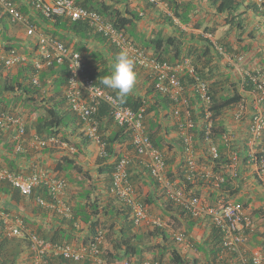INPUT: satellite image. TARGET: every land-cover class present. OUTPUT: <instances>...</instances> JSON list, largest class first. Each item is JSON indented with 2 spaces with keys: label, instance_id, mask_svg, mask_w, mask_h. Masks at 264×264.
Here are the masks:
<instances>
[{
  "label": "trees",
  "instance_id": "1",
  "mask_svg": "<svg viewBox=\"0 0 264 264\" xmlns=\"http://www.w3.org/2000/svg\"><path fill=\"white\" fill-rule=\"evenodd\" d=\"M13 1L16 2L17 0ZM74 1L84 7L96 10L107 20L113 22L118 29L125 32H128V28L135 21L142 18L139 13L130 9L127 1H121L120 6L108 3L106 0ZM168 1L172 7L176 4L173 0ZM207 1L211 4V6L216 7V11L227 14L225 20L231 29L236 27L238 30L244 32L245 23L242 18L244 12H239V9L245 0ZM145 2L153 5V3L148 0H145ZM249 2L250 3L247 5V8L253 10L257 15L264 17V0L262 2L250 0ZM29 5L30 7H33L32 3H29ZM181 6H183V4ZM178 8L179 5H177L174 10L175 13L180 16ZM21 12L25 15L28 14L25 7L23 9L21 8ZM35 13L38 14L39 19H42L43 23L51 21V18L40 14L38 11H35ZM4 15L7 18V22L10 23L9 17L6 14ZM182 15V18H188L187 16L183 17ZM38 17L30 15L29 18L32 23L39 25ZM60 19L62 18H58V20ZM64 26H66L68 30L73 33L74 40H72V42L74 43L77 38L82 41L89 38V35L96 34L85 21L72 22L66 20ZM52 33L55 35L57 34L56 32ZM96 35L102 37L104 41L108 43V40L104 36L98 34ZM130 35L132 36V33ZM184 36L185 33L181 31L180 36L170 35L164 37L159 35L156 38H152L151 44L154 50V55L161 60L169 61L175 60V58L182 59L184 58V55H189L196 65L197 74L201 78L206 79L210 85L214 116L217 118L221 117V115H223L227 110L236 107L242 100L238 86L233 91L231 89H227L226 83L228 80L226 78H218L217 69L216 71H214V69H210L207 72L205 68L208 66L207 63L210 59H207L206 57L202 59V51L200 50H197L196 55H194L195 51H192L191 48L185 46V43L181 38ZM58 37L61 40L66 41L63 37ZM76 44H78V47L73 46L80 50L83 54H86L88 49L85 45L82 46L80 42ZM225 45L226 46L223 48L226 52L231 51L234 47L233 45V47L227 44ZM12 48L19 49L18 44L7 45V50ZM90 52L91 55L88 57V63L91 68L90 72L92 77L96 79L100 86L112 92L116 96L115 91L103 86L100 83V80L111 71L112 65L109 62L110 59L101 51ZM5 70V62L0 63V93L4 95L13 94V98L12 100H6L7 104H5V107L3 108L7 112H13L15 108L12 107L14 108V110H12L10 105L12 102H25L26 105L31 106V110L33 112L37 111L38 113H41L32 121V123L26 125L25 128L27 134L30 131L35 130L37 136L47 138L50 136L56 137L58 140L71 144L75 151L74 153L71 152V155L66 154L61 155L60 158L55 157L48 168H41L48 170L49 173H52L57 178L63 179L67 183L66 196L64 200L68 206H71L72 210V216L66 217L64 215H60L61 213L55 210L53 211L35 203L37 205L34 207V212L36 214L48 215L49 213H53V216H57V219L61 224L60 227L62 228L61 230H55L54 232L47 234H44V230L42 228L36 229L41 237L50 239L54 242L70 243L73 240L70 234L74 235V233H77L76 231L82 230L78 229V227L81 223H84L88 229L84 243L87 244L93 241L94 236L100 230L105 231L107 240L112 242V248H107L102 253V256L107 261V264H123L126 258L131 259L132 257L143 259L145 258V254L147 252L154 251L156 247L160 250L152 255L153 260H159L166 264H202L200 256L205 252L207 253L206 262L208 264H221L223 262L243 264L242 259L239 258L238 255H226L221 258V250L223 248L222 233L215 226L211 225L210 233L206 238L200 239L195 236L193 233L194 227L198 224V221H201V219L194 218L187 209L168 199L164 189H162L156 179L153 178L149 169L139 158L132 157V162L128 167V181L131 182L137 192L136 200L141 201L148 207L150 205H157L161 206L163 209L166 208L167 210L164 213L165 215H161L163 221L161 226H136L132 219V208L118 200L112 193H110L112 174L116 163L121 158V148L126 149L129 152L133 151L132 130L128 129L126 126H119L115 124L110 107L107 104L100 106V109L97 114H95L94 119L98 123L99 133L102 140L106 143V152L108 154L107 156L98 157L95 168L96 176H92L90 171L84 169L80 160L81 156L85 155L87 146L92 143L90 137H88L84 131V121H79V119L71 111H64L63 107L65 101L63 100L57 101L53 104H51V100L54 97L38 100L36 96L40 93L41 88L33 85L32 79L29 77L30 72L33 71L31 65H28L27 67H24L23 65L16 67V71L18 72L15 71V76L12 75L14 74L13 72L7 73ZM59 72L62 75L60 84H65L68 69L64 68ZM185 80L190 79L187 77ZM235 85H237L235 81H233V83L231 82V87H235ZM247 88H252V85L247 86ZM0 98H4V96ZM196 101H198L197 98H195L193 102L196 103ZM123 104L125 106L132 107L135 111H139L142 107L145 108L146 132L154 144L164 151L166 156L165 160L169 167L168 176L173 181L177 182V185L186 183L192 190L196 187L197 190H194V192H196L194 195L200 196L201 194L203 195L204 192L209 203L214 205L219 202V199L227 201L230 198H235V196L240 193V189L236 188L234 182L237 180L242 182L243 172H248L252 166L251 164L253 162L251 161V155L249 153L250 148L246 143L243 145L241 142L232 145V147L234 146V150L239 158V166L236 170V176L232 175V170L227 169L230 168L229 163L231 162V158L227 153L228 148L222 142L223 134L226 130L224 129V124H222L219 119L216 120L212 133L213 140L218 144L219 148L217 157H213L210 154L208 148L209 144L205 141V122L198 124V127L194 129L196 132L195 151L199 154H203L202 156H198L197 159H194L195 163L198 165H207V167L211 168L216 174H221L225 178V181L220 182L216 187L213 183L215 178L208 180L205 177H201L200 174L195 173L194 179H188L187 170L189 169L190 161L185 159V156H183L184 146L181 139L176 142V144L180 145L178 150L171 151V149L174 148L171 143H169V146L165 148V145L168 144L165 138L172 130H174V127L167 125L169 115L165 114L164 111L171 109L173 101L166 94H163L159 90L155 89V85L150 77H148L147 89L144 94L132 91L125 98ZM260 104L262 108H264V99L261 100ZM41 109H44V111L41 112ZM163 121L166 122L165 125H162L161 122ZM71 123L73 124L72 128L68 127ZM175 128L177 127L175 126ZM77 134L78 141H74L75 138L73 139L72 136L75 137ZM19 139L20 138L18 137L17 132L14 130L13 140L11 143L9 142V145H7L8 151L12 152V154L16 153L15 145L18 143ZM21 140L22 139H20L19 142H21ZM23 142L24 140L22 143ZM59 145L60 144L55 142L40 148L28 147V150L30 149V153L33 152L32 154H36L38 158L43 159L44 156L51 155L55 153L56 150L58 151ZM118 145L120 147H118ZM262 145H264V139L262 141ZM25 154L27 153H23V155ZM36 161L32 164L33 172L41 170L40 164L42 161L40 163ZM136 161L140 163V166L142 164L143 170L140 169L139 165H135V163H137ZM0 167H7L13 171H17V167L9 160H7L6 165H0ZM74 173H82L83 180L80 183L81 193H75L70 189L69 182H73L75 180L73 176ZM146 177L152 178V181L154 182L152 185L154 191L142 196L139 193L141 188L140 181L144 182ZM76 182L78 183L79 180L77 179ZM86 182H88V184ZM101 182H103L102 187L100 185ZM1 188L6 197L11 196V202L13 203L9 204V201L5 198L4 201L7 204L1 210L7 213H12L15 205L18 207L17 205L20 203H27L28 205L32 202L31 199L35 202L34 196L38 194L44 196L47 200L50 199V195H48L46 189L42 187L36 190L34 196L23 195L19 189L13 187L10 183H4ZM262 195L264 196V192ZM78 196L79 199L83 201L82 203L85 204H75L76 202L74 199ZM247 198L250 197L246 196V199L243 198L238 201L246 206L249 203ZM252 215L254 218V224L252 230L249 231V243L251 245L260 246L264 251V207L255 208L252 211ZM146 228L148 229L146 235L138 236V238H136L137 233L139 232L138 230H144ZM177 233H182L184 235L185 239L189 242L188 248L192 250L190 251L193 255H185L178 248L175 237ZM145 236L148 239V243H144V241H147L145 240ZM153 239L155 242L152 241ZM30 246L31 244L27 238L17 239L11 238V236L9 237L8 231L6 230L0 216V264H22L21 259L24 256H26V261L32 264V252ZM48 260L49 264L53 262L52 258ZM60 261L61 263L73 262L65 259H60ZM83 263L89 264L88 261H84ZM244 264L253 263L248 257V260L245 261Z\"/></svg>",
  "mask_w": 264,
  "mask_h": 264
},
{
  "label": "built area",
  "instance_id": "2",
  "mask_svg": "<svg viewBox=\"0 0 264 264\" xmlns=\"http://www.w3.org/2000/svg\"><path fill=\"white\" fill-rule=\"evenodd\" d=\"M161 6L166 4L163 0H149ZM263 0H258L262 2ZM34 9L46 17H55L64 15L73 21H88L98 32L107 37L121 52H126L133 59L134 64L147 70L155 85V89L166 94L172 101L171 114L176 119L178 133L181 135L184 146V156L190 161L188 179H194V174H200L201 177L215 178L214 186L224 182L225 178L221 174H216L213 170L195 163L197 153L195 151L196 137L194 129L198 126L196 115L201 112L203 122H205V141L209 144V152L213 157L218 156V144L214 142L212 133L214 127V114L212 110L213 99L210 92L209 84L200 78L197 74L196 67L188 58L182 61L171 62L161 60L154 55L149 54L142 48L136 46L129 40L126 34L117 29L112 23L105 21L100 14L95 11L87 10L76 5L73 0H33ZM0 8L10 15V19L15 24H23L28 27L29 33H34L35 28L29 24L25 14L21 12L16 2L13 0H0ZM59 50L66 49L63 44L55 39L42 36V50L48 51L51 46ZM44 54H48L44 52ZM59 57V61L63 60ZM71 58L70 76L66 90V97L72 110L88 124L87 132L91 138L100 146V155L107 156L105 145L101 142L98 134V123L94 116L97 114L100 105L107 104L115 120L122 126L132 130L133 151H126L116 163L113 176L111 193L124 204L133 210L132 219L136 226L155 227L161 226L163 221L161 215L150 213L148 206L141 201H137V192L128 180V167L132 162L135 154L149 168L153 177L164 189L168 199L187 209L194 218L209 220L208 222L219 229L222 233L223 248L221 258L229 255H238L244 264L248 260L246 244L248 241L249 231L252 230L254 218L250 211L240 202L235 200L219 199L214 204L209 203L203 195H194L188 193L184 186L177 185L168 176V165L165 160V153L156 147L145 129V108L135 111L130 106L123 105L116 97L102 86L97 84L93 78L87 74L85 63L77 59L79 54ZM0 61L5 62L6 67L24 63L26 57L16 49L8 53H0ZM189 77L191 80H185ZM248 81L251 83L256 92L260 93L258 102L264 95V74L256 72L248 74ZM198 101L194 103V99ZM246 115L244 104L238 108L235 113L237 121L242 120ZM26 121L22 115L14 112L0 111V128L5 130H15L21 142L17 143V151L23 152L22 141L26 136ZM264 132V112L258 108L249 123V143L254 146L257 140ZM230 134H223V142L230 147ZM232 140V139H231ZM57 142L67 147L54 137H40L36 133L33 136L32 146L35 148L44 147L47 144ZM74 150L73 148H71ZM251 156L259 169L260 175L264 179V150L261 155L257 156L252 150ZM231 162L227 169L232 170V175L236 176V168L239 165L238 155L234 152L229 153ZM8 182L25 196H34L38 188H44L50 195L47 200L42 195H35V203L55 210L66 217L72 216L71 207L65 202L67 183L49 173L46 169H41L32 173H18L7 167H0V182ZM4 226L9 236L18 238H27L31 244L32 264H49L52 259H65L81 263L88 261L92 264H107L106 259L102 256L104 247L107 242L106 232L100 230L94 240L89 243L75 245L73 243L54 242L50 239L41 237L38 233L27 228L24 219L20 215H12L5 211L0 212ZM178 241H184L182 233L176 234ZM247 255V256H246ZM253 264H264V252L257 250L249 255ZM137 264H166L159 260L150 258L134 259ZM123 264H131L130 260H125ZM221 264H233L230 262Z\"/></svg>",
  "mask_w": 264,
  "mask_h": 264
},
{
  "label": "crops",
  "instance_id": "3",
  "mask_svg": "<svg viewBox=\"0 0 264 264\" xmlns=\"http://www.w3.org/2000/svg\"><path fill=\"white\" fill-rule=\"evenodd\" d=\"M108 3L115 4L117 6L121 5V1L124 2L125 0H106ZM250 0H245V2L242 4V6L239 9V12L243 13V22L245 23V30L240 31L238 28H230L229 24H227L225 18L227 14L220 13L216 11V7L211 6V4L207 0H183L182 4L183 6L179 5L178 11L180 13V19L181 22L178 24L179 19L176 18L175 22L170 17L168 18V15L159 7L150 5L145 2V0H133L129 3L130 9H133L134 12L139 13L142 18L135 21L129 28L128 33H132V37L135 39V41L143 48L147 49L148 52L154 53L151 39L156 38L159 35H162L164 37L170 36V35H177L180 36V32H184L185 36L181 37L182 40L185 43V46L188 48H191L194 52V55H196V51L200 50L202 51V59L206 57L207 59H210L207 63V67L205 70L208 72L210 69H214L218 73V78L227 79L226 88L231 89L232 91L237 88L239 89V93L242 95L243 100L245 101V104L247 106V112L245 116V120L238 122L235 121L233 118V111L228 110L225 112L221 117H219V121L224 124V129L228 132H230L235 139V143L238 142L245 143L249 146L251 151L253 150V146H250L249 143V123L251 121V118L253 116V113L255 112L256 108V100H255V94L252 92L251 89H243L241 81L248 73L253 72L257 69L262 70L264 72V17L261 15H257L253 10L247 8V5L250 3ZM20 8L26 9L28 12L27 17L30 20V15L34 17H38V14L35 13L34 9L30 7L29 3L30 0H17L16 1ZM185 5V6H184ZM181 7V8H180ZM183 14V15H182ZM181 15L187 16L188 18H182ZM167 18V19H166ZM39 25H36L38 31H45V32H56L58 36L63 37L67 42H69L71 45H74L75 47H78V42H80L88 49L86 51L85 57H89L91 55L90 51H101L107 56L110 60V64L112 65L114 62L115 57L118 55V52L111 46L110 43H107L104 41V39L100 36H97L96 34L89 35V38L86 40L80 41L78 38L75 39V43L72 42L74 40V35L71 33L66 26H64V23L66 19L62 18L60 20L57 19V21H48L43 23L42 19H39ZM0 26L2 27V30L0 32V49H2L0 52H3L5 49H7V45L9 44H18V47L21 51L27 53L28 55L33 53V49L35 47V40L36 37L28 36L27 35V27L23 25H12L11 23L7 22L6 16L1 12L0 10ZM131 29V30H130ZM71 41V42H70ZM232 46V50L225 52L224 48L226 45ZM208 46H209V52H208ZM246 47V49H245ZM237 48V49H236ZM90 50V51H89ZM183 57H189V55H184ZM191 58V57H190ZM192 59V58H191ZM181 60L178 58H175V60L171 61H177ZM193 60V59H192ZM199 65V64H198ZM134 70L136 72L137 80L135 84L134 91L140 92L141 94H144L145 89H147V83H148V74L145 73V71L139 68H135ZM16 69H14L12 72L16 75ZM55 75L54 77L52 76ZM41 77L44 78L46 81V88L42 90V94L52 96L55 93L57 94V98H59L62 91H64V87L60 86V81L62 80V76H59L58 72L54 73H47L43 72L41 73ZM235 81L237 85L235 87H231V82L233 83ZM240 81V82H238ZM144 87H143V86ZM59 86V87H58ZM144 90V91H143ZM8 97V98H7ZM13 94L10 95H4V98H0V111H4L5 104H7L6 100H12ZM12 110L14 112L21 113L26 121V125H29L32 123V121L35 119L36 115L38 116V112H33L31 110V106H28L25 104V102H19L14 101L11 104ZM9 105V106H10ZM8 108V107H7ZM264 110V108H262ZM72 122V120H71ZM168 125L170 127H174V130L165 138L168 142L167 145H165V148L169 146V143L173 144L174 148L171 149V151L178 150L180 145L176 144V142L179 139V134L177 131V128L174 126V119L170 118L167 120ZM162 125H165L166 122H161ZM72 123L70 126L72 128ZM13 132L14 130H5L0 128V165H6L7 160L11 161L13 165L17 167L18 173L23 174H29L32 173V164L33 162H41V168H48L50 164L53 162V159L55 157L60 158L61 155L69 154L71 155V152L59 145V150L55 151V153L51 155L44 156L43 159L38 158L36 154H32L29 152L28 147L34 148L32 146L33 143V136L35 134V130L30 131L25 136V140L23 142L24 152H17L15 154H12V152L8 151L9 142L13 140ZM72 138L78 141V134L72 136ZM263 141V139H262ZM175 143V144H174ZM237 146V145H236ZM98 150L99 147L92 143L86 148L85 155H82L80 160L83 164V167L85 170L90 171L92 176H96L95 174V168H96V161L98 158ZM249 151V153L251 152ZM124 152V149L122 153ZM20 153V154H19ZM23 153H27L23 155ZM22 154V155H21ZM137 162V161H136ZM142 162V161H141ZM143 163V162H142ZM140 163L137 162L135 165H139ZM252 165V164H251ZM140 169L143 170L142 164L139 165ZM145 169V168H144ZM74 181L69 182L70 189L78 193L80 192V183L83 180L82 173H74ZM79 180L77 183L76 180ZM86 181V180H85ZM88 184V182H86ZM101 182V187L103 186ZM153 181L151 177H146L143 181H140V190L139 193L142 196L147 195L148 193L154 191L153 190ZM4 185V183H0V208L3 209L7 203H5L6 200L9 201V204L11 202V196H7L3 193V190L1 186ZM234 185L236 188L240 189V193L235 196L234 200H240L247 197L249 203L246 205V208L252 211L255 208L264 207V196L262 195L264 192V189H261L259 184L257 183V173L255 166H251L250 170L248 172H243L242 174V182L237 180L234 182ZM69 189V191H70ZM195 190L196 187H195ZM81 193V192H80ZM70 195V194H68ZM261 195V197H260ZM203 196H206V194L203 192ZM31 203L27 205L20 203L13 209L12 215H20L27 226L28 229L36 232V229L42 228L44 230V234L52 233L55 230H61L60 227V221L57 219V216H53V213H49L48 215H38L34 212V207L37 206L35 202L31 199ZM76 202L75 204H85L82 203L79 199V196L74 199ZM13 204V203H12ZM151 206V207H150ZM151 213L153 215L159 214V215H165L164 213L167 211L166 208H162L161 206L157 205H150ZM11 207V206H10ZM53 212V211H52ZM27 220V221H26ZM120 220V219H119ZM262 220V219H261ZM121 221V220H120ZM197 224V223H196ZM211 224L208 221L201 220L198 221V224L195 225L193 233L195 236L198 237V233L200 234L201 238H206L211 230ZM77 233L70 234L73 240L70 243H73L75 245H79L84 243L86 239V235L88 233V229L84 223H81V225L78 227ZM139 232L137 233L136 238L138 236H144L146 235L148 229H139ZM108 233V230H107ZM9 235V234H8ZM10 237V236H9ZM11 238H17L18 237H11ZM144 243H148V239L145 236ZM152 241H155L154 239ZM250 235L248 236V241L246 244V251H247V257L251 255L253 251L260 250L264 252L260 246L258 245H251L250 243ZM252 242V241H251ZM113 244L110 242V240H107L106 245L104 247V250L107 248H112ZM178 248L185 254V255H193V253L190 251L191 249L186 248V246H189V244L180 245L177 244ZM260 247V248H259ZM160 249L156 247V249L152 252H147L145 256L153 255L154 253H157ZM201 254V253H200ZM207 253H203L200 256V259L202 261H207ZM136 257H132L131 259L126 258V260H130L131 264H137V261H133ZM136 259H139L138 257ZM141 259V258H140ZM22 264H30L26 261V256H24L22 259ZM125 261V260H124ZM124 263V262H123ZM51 264H87V263H67L62 262L60 259H53V262ZM89 264H92L89 262Z\"/></svg>",
  "mask_w": 264,
  "mask_h": 264
},
{
  "label": "clouds",
  "instance_id": "4",
  "mask_svg": "<svg viewBox=\"0 0 264 264\" xmlns=\"http://www.w3.org/2000/svg\"><path fill=\"white\" fill-rule=\"evenodd\" d=\"M32 1L33 0H30V3H32ZM125 1H127V2H132L133 0H125ZM149 1V0H148ZM173 1H175V5H174V7H172L171 6V4L169 3V1L168 0H163V2L166 4L165 6H161V5H158V4H156V3H153V2H151V3H153V6H156V7H159V8H161L167 15H168V17H170L171 19H173V21L175 22V19L176 18H178L179 19V22H177L178 24H180V23H182L181 22V19H180V17L175 13V10H174V8H176V6L177 5H181L182 4V2H183V0H173ZM258 1V0H257ZM15 2V1H14ZM73 2L76 4V5H78V6H81V7H83V8H85V9H87V10H90V11H95V12H97L96 10H93V9H89V8H87V7H84V6H82V5H80L79 3H76L74 0H73ZM150 2V1H149ZM16 4L18 5V7H19V9L21 10V8H20V6H19V4L16 2ZM152 5V4H151ZM32 9H34V6L32 7ZM0 10H1V12L3 13V14H6L8 17H9V19H10V15L8 14V13H6V12H4L1 8H0ZM35 10V9H34ZM36 11V10H35ZM40 13V12H39ZM98 14H100L99 12H97ZM41 14V13H40ZM43 15V14H42ZM101 15V14H100ZM102 16V15H101ZM26 17H27V15H26ZM49 18H51V20H53V21H57V19L58 18H64V19H66V20H69V21H72V22H76V21H73V20H71L69 17H67V16H64V15H60V16H55V17H49ZM102 18L105 20V21H108V22H110V23H112L114 26H115V24L113 23V22H111V21H109V20H107L105 17H103L102 16ZM27 19H28V17H27ZM28 21H29V24L31 25V26H33L34 28H35V31H34V33H29L28 32V27L27 26H25V25H23V24H19V25H23V26H25V27H27V35L28 36H33L34 35V37H36V40H35V47H34V49L32 50L33 51V53L32 54H30V55H28L27 53H25V52H23V51H21L20 49H16L18 52H20V53H22L25 57H26V61L24 62V63H20V64H17V65H14V66H12V67H10V68H8V67H6V65H5V71L8 73V72H12L14 69H16V67H18V66H20V65H23L24 67H27L28 65H31L32 66V69H33V71L32 72H30V78L32 79V83H33V85H35V86H38V87H40L41 88V90H40V93L38 94V96H36L37 98H38V100H41V99H49V98H51V97H54V98H52V100H51V104H53V103H55V102H57V101H60V100H63V101H65V103H64V107H63V109H64V111L66 110V111H71L73 114H75V116L79 119V121H84L80 116H78L73 110H72V108H71V106L69 105V103H68V101H67V97H66V90H67V86H68V79H69V76H70V70H71V68H70V63H71V58L72 57H74L75 58V54H79V58L77 57V59H80V60H82L84 63H85V65H86V68H87V74H89L90 75V77L91 78H93L92 77V75H91V72H90V70H91V68H90V66H89V63H88V57L86 56L85 57V54H83L80 50H78L77 48H75L73 45H71L69 42H67V41H63V40H61L57 35H55V34H53V33H51V32H45V31H38V29H37V27H36V25L34 24V23H32L29 19H28ZM77 21H85V20H77ZM85 22H87L88 23V25L93 29V31H94V33H96V34H98V35H101V36H104L103 34H101L100 32H98L93 26H91L90 24H89V22L88 21H85ZM10 23L12 24V25H16L15 23H13L12 21H11V19H10ZM116 27V26H115ZM117 28V27H116ZM118 29V28H117ZM1 30H2V27L0 26V32H1ZM120 30V29H119ZM121 31H123V30H121ZM125 34H126V36H127V38L129 39V40H131L136 46H138V47H140V48H142L143 50H145L146 52H148L147 51V49H145V48H143V47H141L136 41H135V39L128 33V32H125V31H123ZM42 36H48V37H51V38H53V39H55L56 41H58L59 43H61V44H63L64 45V47H65V49H66V52H65V54H64V50H59V49H57V47H54V45L51 47H49L48 48V51H43L42 50ZM105 37V36H104ZM107 40H108V43H110L111 44V46L119 53L116 57H115V59H114V62H113V64H112V68H111V71H110V73L108 74V75H105L101 80H100V83L103 85V86H105V87H107V88H109V89H111V90H113V91H115L116 92V96L112 93V92H110L111 94H113L115 97H116V99L117 100H119L122 104H123V102H124V100H125V98L132 92V91H134V89H135V84H136V80H137V76H136V72L134 71V67L135 68H139V69H142V68H140V67H138L137 65H135L134 64V61H133V59L132 58H130V56L128 55V53H126V52H121L114 44H112L111 42H110V40L107 38V37H105ZM12 49H14V48H12ZM12 49H10V50H12ZM10 50H7V49H5L3 52H0V53H8ZM225 51V50H224ZM44 52H47L48 54H44ZM226 52V51H225ZM149 54H151V55H154V53H150V52H148ZM63 54V56H62V58H63V60L60 62L59 61V57H61V55ZM155 56V55H154ZM158 58V57H157ZM186 58H188V59H190L191 61H192V59L190 58V57H184V58H182L181 60H177V61H182L183 59H186ZM3 61H0V63H2ZM172 62V61H171ZM173 62H176V61H173ZM192 63L195 65V63L192 61ZM195 67H196V65H195ZM64 68H67L68 69V73H67V75H66V82H65V84L63 83H61L60 84V86H63L64 87V91H62L61 92V94H60V96H59V98H57V94L55 93L54 95H52V96H49V95H44V94H42L41 92H42V90L43 89H45L46 88V81L44 80V78L43 77H41V73H43V72H47V73H50V75H51V73H54V72H58L59 73V76H62L61 74H60V72L59 71H62ZM11 70V71H10ZM145 71V73L146 74H148V77H150V79L152 80V78H151V76H150V73L147 71V70H145V69H142V71ZM197 71V70H196ZM256 72H261V73H263L264 74V72L262 71V70H259V69H257V70H255V71H253V72H250V74H253V73H256ZM249 74V73H248ZM248 74L246 75V76H244V78L242 79V81H241V84H242V88L243 89H245V90H247V89H251L252 90V92L256 95L255 96V100H256V108H255V112H256V110L258 109V108H260L263 112H264V110L262 109V106H261V100L262 99H264V95H263V98L260 100V102H258V97L260 98V93L259 92H256L255 91V88H254V86L251 84V83H249V81H248ZM52 76L54 77L55 75H53L52 74ZM188 77V76H187ZM201 78V77H200ZM94 80H95V82L97 83V81H96V79L95 78H93ZM201 79H203L204 81H206L207 83H208V81L206 80V79H204V78H201ZM153 81V80H152ZM98 84V83H97ZM209 84V83H208ZM249 85H252V88H247V86H249ZM143 86V85H142ZM144 87V86H143ZM209 87H210V85H209ZM105 89V88H104ZM144 90L146 91V89H145V87H144ZM143 90V91H144ZM108 91V90H107ZM140 93V92H139ZM242 96V95H241ZM242 103L244 104V109H246V112H247V106H246V104H245V101L243 100V97H242V100L237 104V106L236 107H234V108H232V109H230V110H232L233 111V118H234V120L235 121H237L236 119H235V113H236V111L238 110V108L242 105ZM102 105H104V104H102ZM124 105V104H123ZM101 106V105H100ZM213 107V106H212ZM132 108V107H131ZM99 109H100V107H99ZM111 110V109H110ZM171 110V109H170ZM170 110H166V111H164V113L165 114H168L169 115V118L168 119H170V118H173L174 119V126H176L177 127V125H176V119L173 117V115L171 114V111ZM213 110V109H212ZM4 111H6V110H4ZM41 112H43L44 111V109H41L40 110ZM99 111V110H98ZM228 111V110H227ZM226 111V112H227ZM10 112H12V111H10ZM14 112V111H13ZM254 112V113H255ZM14 113H16V112H14ZM17 113H19V112H17ZM254 113H253V115H254ZM41 113L39 112L38 113V116L40 115ZM112 114V113H111ZM213 114H214V111H213ZM37 115H36V117L35 118H37L38 117ZM246 116V115H245ZM112 117H113V119H114V122H115V124L116 125H119V126H122V125H120L116 120H115V118H114V116H113V114H112ZM214 118V127H215V122H216V120H218L219 119V117L217 118V117H213ZM196 119L198 120L197 121V123L198 124H200V123H202L203 122V118L201 117V112H199L197 115H196ZM245 120V117L242 119V120H240V121H238V122H241V121H244ZM96 121V120H95ZM145 121H146V118H145ZM84 123H85V125H84V131H85V133L87 134V136L88 137H90V139H91V141H92V143H94V144H96L98 147H99V150H98V157L99 156H101L100 155V151H101V149H100V146L98 145V143H96L92 138H91V136L88 134V132H87V128H88V124H86V122L84 121ZM96 123H97V121H96ZM145 124V123H144ZM167 125H168V122H167ZM198 127V126H197ZM196 127V128H197ZM173 131V130H172ZM171 131V132H172ZM177 131H178V127H177ZM195 132V131H194ZM226 132H228V131H226ZM229 134H230V137H231V139H230V147H228L227 145H226V142H223V140H222V142L224 143V145L228 148V150H227V153H228V155H229V153H230V150H231V152H234V153H236L235 152V150H234V146L232 147V145H234L235 144V139H234V136L230 133V132H228ZM98 134L100 135V133H99V128H98ZM179 134V133H178ZM195 134H196V132H195ZM50 137H53V136H50ZM195 137H196V135H195ZM54 138H56V137H54ZM58 139V138H57ZM100 139H101V142L105 145V151H106V143L102 140V138H101V135H100ZM179 139H181L182 140V138H181V135L179 134ZM262 139H264V132H263V134L260 136V138L257 140V142L254 144V148H253V151L255 152V154L257 155V156H259V155H261L262 154V152H263V150H264V145H262ZM152 140V139H151ZM59 141H61V140H59ZM62 143H66L67 144V147H65L64 145H60V146H63V147H65V148H67L70 152H75L74 150H72L71 148H73L74 149V147L71 145V144H68L67 142H65V141H61ZM182 143H183V140L181 141ZM91 143V144H92ZM154 143V142H153ZM90 145V144H89ZM155 145V144H154ZM16 147H17V144L15 145ZM156 146V145H155ZM15 147V150L17 149ZM88 147V146H87ZM118 147H120L119 145H118ZM157 147V146H156ZM159 148V147H158ZM161 149V148H160ZM121 150L123 151V149L121 148ZM126 149H124V152L122 153V151H121V155H123L126 151H125ZM162 150V149H161ZM17 151V150H16ZM250 151H251V149H250ZM18 152V151H17ZM22 152V151H21ZM164 152V151H163ZM259 153V154H258ZM203 154L201 153V154H199V153H197V158H198V156H202ZM250 155H251V153H250ZM183 156H184V153H183ZM133 157H137V158H139L140 160H141V158L140 157H138V156H136L135 154L133 155ZM98 159V158H97ZM186 159V158H185ZM142 161V160H141ZM251 161L253 162L252 163V165L253 166H255V169H256V173H257V183L259 184V186L261 187V189H264V179H263V177L260 175V172H259V169H257V166H256V163L254 162V159L252 158V156H251ZM143 162V161H142ZM143 164L146 166V164L143 162ZM200 166H204V167H206V168H208V169H211V168H209V167H207V165H204V164H202V165H200ZM239 166V165H238ZM147 167V166H146ZM148 168V167H147ZM9 169V168H8ZM149 169V168H148ZM236 169H238V167L236 168ZM11 170V169H10ZM212 170V169H211ZM150 171V170H149ZM17 172V171H16ZM187 172H189V169L187 170ZM150 174H151V172H150ZM152 175V174H151ZM153 176V175H152ZM154 178V177H153ZM210 179V178H209ZM190 180V179H189ZM157 181V180H156ZM0 183H8V182H0ZM111 186H112V183H111ZM180 186H184V188H185V190L188 192V193H190V194H196V192H194V190H192V189H190L188 186H187V184L186 183H184V184H181ZM110 193H111V187H110ZM202 195V194H201ZM229 200H234V198L233 199H229ZM235 201H237V200H235ZM237 202H239V201H237ZM243 204V203H242ZM245 206V205H244ZM71 207V206H70ZM246 207V206H245ZM149 208V207H148ZM248 209V208H247ZM151 209L149 208V211H150ZM250 211V210H249ZM0 212H2V210H1V208H0ZM150 213H151V211H150ZM251 213V212H250ZM252 214V213H251ZM60 215H62V214H60ZM253 216V215H252ZM175 237H176V235H175ZM189 242L185 239L184 241H178L177 239H176V244H180V245H184V244H188ZM186 248H188V246H186ZM145 258H150V259H153V256H145ZM144 259V258H143ZM139 260V259H138ZM202 264H208L206 261H202Z\"/></svg>",
  "mask_w": 264,
  "mask_h": 264
},
{
  "label": "rangeland",
  "instance_id": "5",
  "mask_svg": "<svg viewBox=\"0 0 264 264\" xmlns=\"http://www.w3.org/2000/svg\"><path fill=\"white\" fill-rule=\"evenodd\" d=\"M131 30V29H130ZM2 49H0V51H1ZM11 71V70H10ZM2 96H4V94H2V93H0V97H2ZM8 98V97H7ZM198 237H200V234L198 233ZM153 242H155V241H153ZM192 251V250H191ZM149 256H152V255H149Z\"/></svg>",
  "mask_w": 264,
  "mask_h": 264
}]
</instances>
